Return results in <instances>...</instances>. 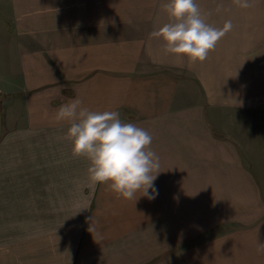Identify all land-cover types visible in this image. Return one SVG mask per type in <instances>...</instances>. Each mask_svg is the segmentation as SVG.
Returning <instances> with one entry per match:
<instances>
[{
  "label": "crops",
  "instance_id": "1",
  "mask_svg": "<svg viewBox=\"0 0 264 264\" xmlns=\"http://www.w3.org/2000/svg\"><path fill=\"white\" fill-rule=\"evenodd\" d=\"M197 2L208 23L223 26L225 0ZM163 3L0 0V264H95L94 252L102 264L149 263L158 250L146 234L151 224H165L166 202L176 201L165 195L171 182L164 170L180 169L185 153L196 155L204 178L209 170L221 178L215 182L238 211L263 206L264 82L255 75L260 83L238 87L248 97L225 99V35L203 61L167 53L150 35L168 21ZM77 96L152 134L163 173L154 181V199H125L89 180L87 158L73 154L65 135L68 123L53 119ZM186 145L191 148L182 151ZM176 152L169 168L167 154ZM38 217L67 220L44 228L50 241H37V233L24 244L5 238L7 219ZM259 218L264 227V212ZM10 248L17 251L9 255Z\"/></svg>",
  "mask_w": 264,
  "mask_h": 264
},
{
  "label": "rangeland",
  "instance_id": "2",
  "mask_svg": "<svg viewBox=\"0 0 264 264\" xmlns=\"http://www.w3.org/2000/svg\"><path fill=\"white\" fill-rule=\"evenodd\" d=\"M227 19L232 20L233 27L225 33V99L238 100L248 97L246 91H249L242 89L239 92L238 87L242 88L244 83L251 86L253 83H260V78L255 75H259L264 82V0H249L246 8L241 7L237 0H225L224 17H218V20ZM262 94L264 96V91ZM253 96H257V93L250 95ZM221 120L220 127L215 124L220 129L222 125L225 126V114ZM201 126L206 130L207 124L201 123ZM197 138L199 137L193 138L195 145ZM185 141L189 144L188 138ZM189 148L190 145L183 146L182 151ZM201 149L205 151L206 147H200ZM177 155V152L167 154L169 168L177 164L171 159ZM182 159L185 162L179 164L180 169L164 170L165 182H171L169 186H165V195L167 200L174 198L176 201L166 202L167 216L171 217L164 219L165 224H151L153 228L149 229L146 237L150 240L151 250L157 248L158 251L155 249L157 256L144 264H264V227L260 225L259 218L264 212V200L251 203L253 206L260 202L263 204L257 210L247 208L238 211V202L225 200V187L215 182H221V178H212L210 170V178H204L205 168L196 162L198 159L195 154L190 157L185 153ZM162 176L161 171L158 177ZM172 180H176V183ZM105 190L108 193L107 186ZM245 197L247 199L249 195ZM64 220L67 219H7L3 226L5 235L9 233V225L11 233L5 238H23L24 244L32 241L34 238L30 237L37 233L42 235L37 241H50L51 236L44 235V228H56ZM97 222L98 219L95 223ZM162 225L167 229L162 228ZM145 246L148 247L149 244L146 242ZM27 248L23 245L21 251ZM7 251L9 255H13L17 249L10 248ZM92 258L95 264H102L98 253L94 252Z\"/></svg>",
  "mask_w": 264,
  "mask_h": 264
},
{
  "label": "clouds",
  "instance_id": "3",
  "mask_svg": "<svg viewBox=\"0 0 264 264\" xmlns=\"http://www.w3.org/2000/svg\"><path fill=\"white\" fill-rule=\"evenodd\" d=\"M237 2L249 6V0ZM163 9L168 21L150 35L164 42L167 53L190 61H203L233 27L231 19L222 27L208 23L197 0H164ZM53 119L68 123L65 135L73 154L87 158L93 184H106L122 198L136 201L158 195L154 181L161 172L160 157L151 147L153 136L146 128L124 122L117 110H92L79 96L62 103Z\"/></svg>",
  "mask_w": 264,
  "mask_h": 264
}]
</instances>
